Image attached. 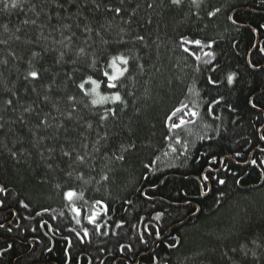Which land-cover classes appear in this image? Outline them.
Listing matches in <instances>:
<instances>
[{
    "label": "trees",
    "instance_id": "1",
    "mask_svg": "<svg viewBox=\"0 0 264 264\" xmlns=\"http://www.w3.org/2000/svg\"><path fill=\"white\" fill-rule=\"evenodd\" d=\"M7 3H0V186L8 190L0 194V264H264V53L253 32L264 36V0H197L199 7L183 0L179 8L170 0H95L98 9L93 0ZM117 6L119 16L107 11ZM185 38L214 46L181 44ZM121 55L130 61L118 81L128 106H92L89 77L113 95L103 73ZM69 96L78 105L71 120ZM206 169L220 170L214 176L226 184L213 179L204 195ZM68 190L82 198L70 203ZM158 213L162 220L146 230ZM43 220L58 238L54 247ZM85 230L90 243L73 234Z\"/></svg>",
    "mask_w": 264,
    "mask_h": 264
},
{
    "label": "snow or ice",
    "instance_id": "2",
    "mask_svg": "<svg viewBox=\"0 0 264 264\" xmlns=\"http://www.w3.org/2000/svg\"><path fill=\"white\" fill-rule=\"evenodd\" d=\"M123 2H124V0H121V4H123ZM192 2L194 4H196L197 7H199V4L197 3V0H192ZM0 3H4L6 8L9 6L8 3H7V0H0ZM93 3L95 4V7L97 9L100 7V4L99 3H95V0H93ZM170 4L172 6H175V7L179 8L183 4V0H170ZM10 6L12 8H15V7H17V4L16 3H12ZM149 7H152V5L150 4ZM107 11L115 12V14L117 16H119L122 13L123 9L121 7H119V6H117L115 8L108 7ZM219 12H220V8H216L214 11L209 12L208 15H209V17H216ZM133 15H134V13H133ZM228 19L231 20L233 24L236 23V20L233 17L229 16ZM25 23H28V21H25ZM32 23H36V21L33 20ZM261 27H264V25H262ZM69 39H71V38L69 37ZM137 40L143 41L144 37L143 36H137ZM105 43H106V41H105ZM189 43L195 44L197 46V48H205V47L211 48V47L214 46V44L202 43L198 39L190 41V40L185 38V39H183L181 41V44H189ZM184 50L186 52L188 51L187 48H185ZM258 51L264 53V48H259ZM84 54H85V50L83 48H81L79 50L78 56H81V55H84ZM34 55H35V53H34ZM205 55L210 57V58H213V59H214V56H215V54L213 52H206ZM60 57H61V59L64 57V52L60 53ZM117 60H119L124 65H128L130 63L129 59H127V58H125L124 56L121 55V56H118V57H115V58L112 59L111 67L116 68ZM4 63L6 64L7 61H5ZM95 65H96V62L93 61L92 62V67H95ZM140 67L143 68V65H140ZM253 67H255V65H253ZM126 72H128V68H124L123 70L117 68L116 69V75H109L108 72H106V71L103 73V76L107 78L106 81H105L107 88L111 89V90H114V94L111 95V96H101L99 91H98L100 89V87H101V84L98 83L97 80L92 79L91 77H89L90 82L94 85V87L92 88L91 92L85 94V95H87L89 97H93L90 100V104L92 106H96L98 104H103V103H106L109 100H111L113 102H116V103L122 105L124 108H126L128 106V102H127V100H125L122 97V95L120 93V88H121L122 85L120 83H118L120 78L122 76H124V74ZM28 75L33 80H38L40 78L39 77V73L36 72V71H31V72L28 73ZM234 80H235V74H229L227 76V83L228 84H232L234 82ZM209 83L215 84L216 82L212 81L211 78H209ZM78 87L81 90H83L84 85L80 84ZM48 90L51 91V86H49ZM45 99H47V97ZM68 100H69V102L71 104V108H70L69 112L67 113L66 118L68 120H71V119H73V113L78 111V105L76 103V97L75 96H69ZM6 104H8L10 106L12 104V100L11 99L7 100ZM85 107H87V105H85ZM251 107L253 109H256L257 108V103L255 101H252L251 102ZM27 110L31 111V109H27ZM109 111H110V114H111L112 117H116L117 116V110L115 108H112ZM261 112L264 113V106H261ZM189 115L191 117H197L199 115V113L196 112V111H192ZM108 118H109L108 114L102 115L100 117L101 120H107ZM41 124H43L46 127L50 126L49 122H48V120L46 118L41 121ZM60 127H63V124H61ZM88 127L90 128L91 125L89 124ZM179 127H180V125H177V124H173L172 125V128H179ZM260 139L264 140V136H261ZM124 151H127V149H124ZM261 152H264V148L261 149ZM63 155L66 156V157H71L72 154H71V152L65 151L63 153ZM236 155L239 156L240 154L237 153ZM124 158L125 157L122 154L116 156L117 160L123 161ZM76 159L82 164L85 162V156L84 155L77 154L76 155ZM213 163H215V161H213ZM252 163L255 164L256 161L253 160ZM215 171H217V170L216 169H206L205 170L206 174H203L202 177H201L202 180L205 182L202 185V187L207 189V191L203 193L204 195H207L208 193L212 192V188L209 185H210V183H211V181L213 179H215L216 183L218 185H220V186H224L226 184V180L219 179L218 177L214 176ZM68 175H69V177H71V173H69ZM81 178H82V174H81ZM103 179L104 180H108V177L105 176V177H103ZM237 183H239V182L237 181ZM0 194H3L5 196L8 194V190L6 189V187L0 186ZM78 195H79V198H82V194H78L74 190H68L65 193V197L70 203L74 200V198H77ZM20 204H21V207H23L24 209H28L29 208V205L27 203H24L23 201H20ZM97 204H100V201H97ZM4 206H5L4 201L0 200V208H3ZM73 211L75 212L77 217H79L81 215V212H80L79 209L73 208ZM97 215H99V213H94L92 216H90L88 218L89 222L90 223H95ZM76 223L77 224L80 223L79 219L76 220ZM119 226L120 225H117V227H119ZM4 228H6V226L4 224H0V229H4ZM96 229H97V231H99L100 230V225L96 224ZM6 230L8 232L12 231L11 228H7ZM33 231H35V229H33ZM76 235L80 238V242L81 243H90V234H89V232L87 230H85L83 232V235H81L79 232H77ZM11 247H12V245L9 244L8 248H11ZM7 250H8L7 248L4 249V251H7ZM120 250L123 251L124 247L121 246ZM0 255H3V253H0Z\"/></svg>",
    "mask_w": 264,
    "mask_h": 264
},
{
    "label": "flooded vegetation",
    "instance_id": "3",
    "mask_svg": "<svg viewBox=\"0 0 264 264\" xmlns=\"http://www.w3.org/2000/svg\"><path fill=\"white\" fill-rule=\"evenodd\" d=\"M253 32H254V35L256 36V46L259 44L260 45V48H264V36H262V37H260L259 36V33L256 31V30H253ZM256 46H255V48H256ZM255 48L253 49V51L255 50ZM253 51H251V53L253 52ZM250 53V54H251ZM262 53V52H261ZM222 163H223V161H222ZM221 169H222V167H221ZM219 171L220 170H217V171H215V173H219ZM158 214H161V213H158ZM43 215H45V214H43ZM155 215H157V214H155ZM154 215V216H155ZM163 215V214H162ZM153 216V217H154ZM39 217H41V215L39 216ZM153 217H152V223H148L147 225H146V230L149 228V226H151V224L152 225H154V224H157V223H154L153 222ZM163 218V217H162ZM41 227H42V229H43V233H44V235L47 237V238H49L50 240H51V245H52V247H54V245H55V241H57L58 240V238L57 237H54V229H53V226H52V224L49 222V221H47V220H43L42 222H41ZM45 227H47V230H45ZM76 233L77 232H74L73 234L80 240V238L76 235ZM140 234H141V236L143 235L142 234V232H140ZM69 247L71 246V240L69 239Z\"/></svg>",
    "mask_w": 264,
    "mask_h": 264
},
{
    "label": "rangeland",
    "instance_id": "4",
    "mask_svg": "<svg viewBox=\"0 0 264 264\" xmlns=\"http://www.w3.org/2000/svg\"><path fill=\"white\" fill-rule=\"evenodd\" d=\"M111 68H112V72H111L110 75H116V69L119 68V69L123 70L124 69V64L121 63L119 60H117L116 68H113V67H111ZM125 68H126V66H125ZM93 87H94V85H93ZM98 91H99L101 96H111L110 94L107 95V94L102 93L100 89ZM109 101H111V100H109Z\"/></svg>",
    "mask_w": 264,
    "mask_h": 264
},
{
    "label": "water",
    "instance_id": "5",
    "mask_svg": "<svg viewBox=\"0 0 264 264\" xmlns=\"http://www.w3.org/2000/svg\"><path fill=\"white\" fill-rule=\"evenodd\" d=\"M250 60V59H249ZM263 132V131H262ZM229 159V158H228ZM262 179H264V175L262 173ZM163 215L162 214H157L153 217V222L157 223L160 222L162 220Z\"/></svg>",
    "mask_w": 264,
    "mask_h": 264
},
{
    "label": "bare ground",
    "instance_id": "6",
    "mask_svg": "<svg viewBox=\"0 0 264 264\" xmlns=\"http://www.w3.org/2000/svg\"><path fill=\"white\" fill-rule=\"evenodd\" d=\"M178 116V115H177Z\"/></svg>",
    "mask_w": 264,
    "mask_h": 264
}]
</instances>
